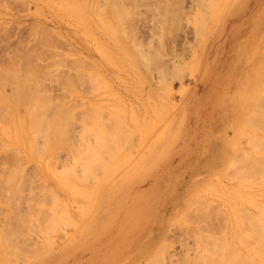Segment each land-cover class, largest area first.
I'll return each mask as SVG.
<instances>
[{
	"label": "rangeland",
	"instance_id": "374dc122",
	"mask_svg": "<svg viewBox=\"0 0 264 264\" xmlns=\"http://www.w3.org/2000/svg\"><path fill=\"white\" fill-rule=\"evenodd\" d=\"M207 1L208 5H210L212 2L218 0H210L212 1L211 3L209 0ZM226 1L228 0H220L221 3L215 6L212 22H208L209 33L206 36H203L202 33L200 38L203 26L202 22L204 23L203 20L205 19L208 21L209 17L203 14V12H206L204 9L208 5H205L206 3L204 4L203 1V5L200 6L199 0L198 4L197 0H79L78 3L85 12L84 17L80 13L77 14L71 8L73 0H0V223L2 224V226L0 224V228L7 227L10 222L6 216L8 212L17 210L19 213H22L25 210H29L28 208L31 206V209H36L42 212L44 216H47L51 212H55L57 207H59L56 212L62 215L63 221L60 219L63 222L62 228L61 221L59 220V228H55L56 234H46L41 231L44 220L40 219L34 224L29 225L32 231L39 229L41 232H39V235L34 231L35 233H33L30 241L33 239L32 242L34 244L35 240L41 242L50 237L52 241L53 238L59 240V242L56 240V242H52V247L55 250H59L64 246L66 233H72L74 228L73 223L70 222L67 225L64 223V219L67 216L70 220L76 219V216H78L77 220H79V217L83 219L90 213V210L95 206L96 197H98L96 185L100 180L99 178L104 175L103 169L99 171L100 168L99 170L93 169L94 173L92 171L90 173L89 171V175L87 176H90L91 179L84 175L85 168L83 169L82 166L84 163L86 165V161H91L90 157L92 154L89 153V157L86 147H82L88 154H84L86 157H83L84 155L82 154L85 151L79 147L77 148L79 145H76V143L81 144L80 139L78 140L80 133L82 140H87L86 136L89 138L90 133L86 132L89 120H93L97 125L95 127L94 123L92 125L95 129H92L94 130L95 139H97L96 132L98 130H101L102 134L105 132L102 118L104 117L105 121H109V124H106L110 127L109 129L107 126L109 131L112 130V135L114 134L113 139L118 140L119 142L115 141L122 148L126 145L123 149L120 147L119 150L112 154H118V160L120 158L128 160L130 156L140 158L139 151H143V144L152 135L156 139L159 138L161 144L164 145V141L169 138L170 130L172 131L171 128L174 127L171 125L173 123L172 118L176 117L180 107L187 105L189 101L190 120L186 123V128L192 133L200 132L197 113H200L206 103L219 102V100L226 101L227 98L231 99L232 96H226V90L224 93L223 90L225 87H230L232 81L236 82L244 69L248 68L252 53L259 47L264 48V12L259 13L260 10H264V0H237L236 4L244 7V12L237 16L233 13L231 14L229 11L232 0H230L225 8L224 4ZM192 2L194 3L193 7L191 6ZM189 5L195 8V11H192L194 9L191 7H187ZM195 5L203 7L198 12ZM204 5L206 6L205 8ZM168 9H173L174 11L171 10L173 14L169 15L172 12ZM174 12H177V14ZM166 13L168 14L165 15ZM199 13H201L200 18L202 15L204 16L202 21L198 17ZM119 14L120 16H118ZM184 14H188V18ZM164 15L166 17L169 16L166 19ZM193 15L194 19H200V21L194 23ZM170 17L172 18L170 19ZM174 17L176 21L180 19V22H174ZM168 19H170V22L173 20V23H169ZM162 20L165 22H162ZM166 22L165 27L164 24ZM178 24L182 27H178ZM170 26L172 27L171 34L169 32ZM165 28L168 29L166 30ZM181 31H187L186 35L184 34L186 37L183 35L180 38L179 34H181ZM177 32L178 34H176ZM192 33L196 34L193 35ZM199 40H201L200 44L202 47L191 58L189 55L192 50L191 48L194 45L200 47ZM149 52H152V55L148 57ZM183 60L191 62L188 64V68H185L184 63L186 61L184 62ZM174 63L178 65L174 66L180 68V72H177V68L173 66ZM196 63L199 64L197 68L195 67ZM184 70L187 72H184ZM179 73H184L180 80L176 79L178 75L180 77ZM183 79L184 81L182 82L181 80ZM236 88L234 86L230 89L235 91ZM217 97L219 98L217 99ZM170 102L172 107L169 110L166 108V112H164L165 108H161L160 106L164 103L163 106L166 107ZM92 106L95 107H93L94 110L87 111L89 110L88 107ZM158 106L162 109L164 115L166 114L165 116H162V113L159 111L160 109H157ZM188 111H184V114ZM158 112L161 115L159 114L158 116ZM115 114L116 117L119 115L117 118L118 123L116 119L112 120L113 122L109 120L113 119V115ZM262 118L264 119V114ZM76 126H79V128ZM116 126H119L120 130ZM138 126H140V131L137 130ZM148 126L150 130L148 129L147 131L145 129ZM81 127L82 129H80ZM97 127L99 129H96ZM130 131H137L133 133L143 135L142 139L138 137L140 135L135 136ZM128 132L139 138L140 142L136 144L139 139L137 140L133 136V138L128 139L127 136L130 135ZM144 132L148 135L146 140L141 144L146 135ZM121 134H123L122 137L124 139L120 137ZM248 134L249 136L241 138V145L239 148H235V154L237 152L239 155L241 153L251 154L253 152L251 141L254 138H262V136L258 135L264 134V129L258 127L254 131H249ZM230 135L234 136L233 132ZM122 139L125 141L123 142ZM129 141H133L132 143L136 141L135 146L131 142L132 146H129L131 144L127 145ZM82 142L85 141L83 140ZM120 143L124 146L120 145ZM180 144L182 146L183 141ZM215 149L216 147L213 146L212 151L207 155L208 159L211 155L220 154ZM17 150L21 156L18 155L19 152ZM11 151H17V153L12 154L13 152L11 153ZM80 151H83L81 158L80 154L78 155ZM75 154L81 159L79 163ZM147 154L152 153L150 151L146 152L145 155ZM110 155L107 154L106 157H110ZM99 156V162L107 160L105 159V155ZM152 156L157 157V153H154ZM256 156L258 158L262 157L258 160L259 162L264 161L261 160L264 158V153L262 155L256 154ZM87 158L89 160H86ZM141 159L136 163V166L141 164ZM182 160V154L176 152L171 163L167 164V173L179 176L178 183L173 187L176 188L178 186V194L179 191L183 192L185 195H188V198L197 189V184H192L195 180L191 178L194 176L195 179L204 180L200 185L201 190H204L202 198L212 199V202L205 200L201 201V204L199 201V205H195L202 212L197 210L195 206V210L193 211H196V213H189L192 216L193 214L197 216L200 213V218L202 219H199L198 216L195 218H198L197 220L199 221H207V224L205 225V222L201 221L199 223L193 217L188 216L189 210L186 213V210H183L177 216L178 220L175 224L171 225L168 231H166L170 237L159 245L157 253L155 252L156 256L154 257L156 259L154 261L157 262V259H159L162 264H169L166 262L164 256H158V254L160 255L163 252V255H165V252H167L170 256L175 251V253L178 252L179 255H182L175 256L176 260L179 257L176 264H181L182 257L183 261H185V255L188 256V254L193 258L199 246L206 249L205 245L207 243L202 244V241H204L201 240L202 238H205L206 242L211 243L214 240L212 237H215L216 241L214 240L215 242L213 241L211 244H208L212 247L216 243L213 250H211L212 263L209 262L208 264H220V257L224 252L223 235L227 227V230L230 233L232 232L231 243L227 248L229 264H253L251 262L253 259L260 262L262 255L264 258V254H262L264 253V165L260 168L255 162L252 163L256 165L255 168L251 165V170H246V163L240 164L239 167V162L238 166L232 170V176L228 177V172L225 174V182L223 183L229 184L220 185L219 182L221 181L217 179L218 185L215 184L214 186L210 183L212 182L210 180L215 179L216 175L211 176L209 171L195 167V164L197 165L199 162L182 164ZM67 161H69V166L66 163ZM99 162L96 164L99 165ZM77 165H81V168L77 169L79 168ZM87 165V167H90L91 162L87 163ZM100 165L102 164L100 163ZM180 165L183 169H181ZM242 165L246 168L241 167ZM66 166L70 168L76 167L75 169L79 171H76L78 174L76 175L77 178L79 179L80 175H82L83 180L85 179V181L88 180L87 183L89 181L92 183V188L90 182L88 183L90 188L82 181L76 183L77 187L74 186V182V184L70 183V177L68 178V176H71L70 172H68L70 168ZM127 166L131 167L128 164ZM19 168H22L21 173L20 171L18 172ZM11 169H14V171H11ZM97 171L100 174L98 173V178H96V181L93 180V182L91 180L96 176L95 173ZM13 173L17 174L14 175ZM132 173L133 171H126L121 175L125 176ZM160 173L164 174L165 168L163 171L160 170ZM64 174H67L65 176L68 178V182H66ZM9 179H13L20 186L17 187V183L13 180L15 184H8L7 180L9 182ZM154 180L155 178L147 182H137L134 187L127 190L131 182L128 184V180L125 178L119 181L118 188L126 187L124 192L129 191L125 198H128L130 193H133L139 199L141 196L139 197L138 194H143L148 187L153 185ZM14 185L18 189L15 188L16 191L14 190L16 196L13 194ZM229 189L232 190L226 195L225 191ZM240 189L248 197L246 195H243V197H239L238 195L237 197ZM71 190H74V193ZM79 192L81 193L79 194ZM82 192L87 194L86 197ZM88 193H91L89 195H93V197H89ZM57 197L59 199L55 200ZM249 197L252 198L250 199ZM58 200L59 203L57 204ZM83 200L86 202L85 207L89 209V212H86L88 209L81 208V205L84 204L82 203ZM147 201H145L146 205L150 203L149 200ZM9 202L10 204H8ZM122 202L125 201L122 200ZM125 203L127 204V202ZM54 204H57V206ZM90 204L91 206H88ZM10 205L16 208L14 209L11 206V209H14L11 210ZM203 206L204 209L206 208L205 211L207 210V213H205ZM243 207H245V210ZM47 209L49 210L47 211ZM83 209H85V212ZM79 210L80 213H78ZM161 210L166 215L159 216L156 219H164L168 217L167 214H173V196L168 199V205L166 207L163 206ZM76 212L78 214L75 215ZM202 213L206 216L202 215ZM207 214L209 217L212 215L213 218L210 217L212 221L216 220L213 222L214 225L212 223L210 225L211 220L207 217ZM225 215L228 218L227 220ZM182 216L184 221L183 226L180 225L179 219H182ZM187 218H190L189 220L193 223ZM208 218L209 220H207ZM197 222L198 224L194 225ZM20 225L23 226V224ZM65 225L70 228L66 226L67 230ZM199 225L202 228L199 229ZM204 226L206 227V233H204ZM26 227L28 226L26 225ZM190 227L196 230H194L195 233L197 232L195 235L193 234V230L188 231L189 233L187 232ZM58 229L62 231L60 234L65 235L62 236L59 233L58 235ZM184 232L186 236H183L182 233ZM216 232H218V236H215ZM153 235L156 238L160 236L159 229L155 228V226H152L150 230L141 232L140 239L142 240L140 241H143L145 244H153ZM203 235L206 237H203ZM40 237L44 239L41 240ZM23 240H26L24 235L20 242ZM172 245L174 249L171 248ZM46 248H49V244H46ZM136 249L137 247L122 249L120 261L114 264H125V255H129L131 252L134 253V251V255L138 254L139 249ZM179 251L184 252L185 255L180 254ZM238 251L243 252L242 257H239ZM147 259L143 260L144 264H146ZM187 264L189 263L187 262Z\"/></svg>",
	"mask_w": 264,
	"mask_h": 264
},
{
	"label": "bare ground",
	"instance_id": "6f19581e",
	"mask_svg": "<svg viewBox=\"0 0 264 264\" xmlns=\"http://www.w3.org/2000/svg\"><path fill=\"white\" fill-rule=\"evenodd\" d=\"M79 1V0H78ZM78 1L77 0H73V5H72V9H74V11L75 12H77V14L78 13H80L83 17H84V15H85V12H84V10L80 7V5H79V3H78ZM193 1V0H192ZM204 1V4L205 5H208L209 3H207L208 1L206 0H203ZM203 1L201 0H199V2H200V6L201 5H203ZM210 1V0H209ZM213 1V0H212ZM212 1H210V3L212 2ZM236 1L237 0H232V2H231V7H230V13L232 14H234V15H239L240 13H243L244 12V7L242 6V5H237L236 4ZM214 2H216V3H214ZM214 2H212L210 5H208L207 7L204 5V10L206 11L205 13L203 12V14H205L206 16H208L209 17V20L207 21L206 19L205 20H203L204 21V23L202 22V24H203V26H202V32H201V34H200V38H201V36H202V33H203V36H206L208 33H209V28H208V25H209V23L208 22H212V18H213V14H214V11H213V9L215 8V6L216 5H218V4H220L221 2H220V0H218V1H214ZM230 2V0H228V1H226L225 2V4H224V7L226 8V5L228 4ZM193 3V2H192ZM195 3H196V1H195ZM65 4V3H64ZM70 4V3H69ZM197 4H198V0H197ZM66 5V4H65ZM194 6V3L193 4H191V6ZM190 5L189 6H187V7H191ZM192 6V7H193ZM197 8V11L199 10V9H201L202 7H200L199 5V7L197 6V5H195ZM66 7H67V5H66ZM191 7V8H192ZM68 8H69V6H68ZM67 8V9H68ZM70 8V10H72ZM168 8V7H167ZM184 8V7H183ZM182 8V9H183ZM186 9V8H185ZM188 9H190V8H188ZM192 9H194V10H192V11H195V8H192ZM202 9V10H203ZM167 10V9H166ZM165 10V12H167ZM169 11H174L173 9H168ZM171 11V12H172ZM180 11H181V9H180ZM179 11V12H180ZM182 11H184V10H182ZM189 11V10H188ZM196 11V12H197ZM200 11V10H199ZM198 11V12H199ZM178 12V11H177ZM177 12H174L175 14H177ZM191 12V11H190ZM195 12V13H196ZM264 12V10H260V12L259 13H263ZM184 13H185V11H184ZM195 13H194V15H195ZM202 13V12H201ZM201 13H199V15H198V17L200 16V14ZM168 13H166L165 15H167ZM170 14H173V12L172 13H169V15ZM189 14V13H188ZM188 14H184V15H186L185 17H187V15ZM116 15V14H115ZM164 15V16H165ZM168 15V16H169ZM194 15H193V19L195 18L194 17ZM117 16V15H116ZM118 16H120V14L118 15ZM168 16L166 17V19L168 18ZM173 16V15H172ZM179 16V15H178ZM182 16V15H181ZM181 16H180V18H181ZM165 17H163V18H165ZM182 17H184V16H182ZM184 17V18H185ZM114 18H115V16H114ZM172 17H170V19H171ZM175 18V17H174ZM173 18V19H174ZM176 18H177V15H176ZM176 18H175V20H174V22L176 21ZM188 18V17H187ZM200 18V17H199ZM202 18H204V16L202 15L201 16V21H202ZM207 18V17H206ZM117 19L119 20V18L117 17ZM121 19V18H120ZM170 19H168L167 21H169V23H173V20L170 22ZM200 19H198V20H196V19H194L195 21H194V23L196 22V21H200ZM180 20V19H179ZM178 20V21H179ZM188 20V19H187ZM164 20H162V22H163ZM178 21H176V23L178 22ZM206 21H207V23H206ZM165 22V21H164ZM180 22V21H179ZM186 22V21H185ZM189 22V21H188ZM187 22V23H188ZM168 23V24H169ZM175 23V24H176ZM164 24V23H163ZM167 24V22L164 24V26ZM171 24H169V25H171ZM174 24V25H175ZM182 24V23H181ZM198 24V23H197ZM186 25V24H185ZM199 25V24H198ZM164 26H163V29H164ZM172 26V25H171ZM170 26V27H171ZM182 27L181 25H179L178 24V27ZM194 26V25H193ZM119 27V26H118ZM166 27V26H165ZM175 28H177V27H175ZM166 29V28H165ZM168 29V28H167ZM166 29V30H167ZM181 29H184V28H181ZM186 29V28H185ZM172 30V27H171V29H169V32ZM176 31H178L177 29H176ZM175 31V32H176ZM193 31V30H192ZM163 32H165L164 30H163ZM169 32H168V34H169ZM184 32V33H183ZM181 31V34H179L180 35V38H182V36L187 32H185V31ZM194 32V31H193ZM172 32H170V34H171ZM179 33H180V28H179ZM183 33V34H182ZM188 33H189V31H188ZM176 34H178V32L176 33ZM193 35L194 34H196V33H192ZM197 34H198V32H197ZM166 35V34H165ZM186 35V34H185ZM184 35V37H186ZM163 36H164V34H163ZM168 36V35H167ZM173 36V35H172ZM175 36V35H174ZM166 37V36H165ZM177 38V37H176ZM200 42H201V40H199V46L200 47H198V46H196V45H194L191 49V53L189 54L190 55V57L192 58V56H194V54L202 47V45L200 44ZM197 43V42H196ZM196 43H194V44H196ZM191 46V45H190ZM120 47V46H119ZM152 53V52H151ZM150 52H149V54H148V57H149V55H152ZM156 53V52H155ZM189 53V52H188ZM137 56V55H136ZM155 56V55H154ZM138 57V56H137ZM153 57V56H152ZM197 57V56H196ZM195 57V58H196ZM183 58H184V56H183ZM251 62H250V65H249V63H248V68H246V69H244V71L241 73V75H240V78L235 82V81H232V85L230 86V87H225V89L223 90V93H224V91H225V95L227 96V95H230V96H232V98L230 99V98H227L226 100H230L229 102H228V106H230V109H229V111L231 112V113H228V115H226L224 118H223V120H222V124H223V128L224 127H226L227 128V130L228 131H232L233 132V134H234V136H231L230 134L229 135H227V137H225V136H220V137H214V139H213V144L214 145H210L211 147H204L203 148V151L204 152H207V153H199L198 155L199 156H201L202 158H205V156H207L208 155V153H210V151H212V149H213V146H215L216 147V151H218L220 154H217L216 155V157H214L213 159L214 160H216V164L214 165V167H212V166H210V164H211V160H212V157L214 156V155H211V157L208 159V161L207 162H209V168H210V171H209V169H208V171H209V173L210 174H213V175H216L217 177L215 178V179H211L210 181H212V182H210L211 184H213L214 186H215V184H217L218 182L216 181L217 179L218 180H220L221 182H219L220 183V185H224V184H229V183H223V182H225L224 181V177H225V174H226V172H228V177L229 176H232V174H231V172H233L232 170H234V168L235 167H237L238 165V163H239V167H240V164H243V163H246V167L248 168H246V167H243L244 165H242L241 167H243V168H246V170H251V165L255 168V166L256 165H259L260 166V168H261V166H263L264 165V161H258V160H260V158H262V157H257L256 156V154L257 155H262L263 153H264V134H260V135H258V136H262V138H259V139H253L251 142H252V144H253V148H252V151L253 152H251V154L250 153H241L240 155L238 154V152L235 154V148L237 149V148H239L240 147V145H241V138L243 137V136H249V131H254L255 129H258V127H260V128H262V129H264V119L262 118V115L264 114V48H262V47H259L258 49H256V51L255 52H253L252 53V55H251ZM132 61V60H131ZM135 61V60H134ZM184 62L186 61V60H183ZM192 61V60H191ZM187 62V61H186ZM186 62L184 63L185 64V68H188V64H190L191 62L190 61H188L187 62V64H186ZM122 63V62H121ZM133 64H134V62H132ZM170 63V62H169ZM131 64V63H130ZM174 65H176L175 63L173 64V66ZM132 66V65H131ZM176 66H178V65H176ZM191 66H192V64H191ZM199 66V64H197L196 63V65H195V67L197 68ZM175 67V66H174ZM184 67H182V68H184ZM170 68V67H169ZM175 68H177L176 70H177V72L179 71L180 72V68H178V67H175ZM133 69H135V68H133ZM171 69V68H170ZM179 69V70H178ZM186 70V69H185ZM184 70V72H187V71H185ZM172 71H173V68H172ZM173 74H175V73H173ZM180 74V77H179V75H178V77L176 78V79H181V77L184 75V73L183 74H181V73H179ZM187 74V73H186ZM182 82L184 81V79L183 80H181ZM235 82V83H234ZM237 87L236 88V90L234 91V90H231L230 88H232V87ZM225 97V96H224ZM153 98V97H152ZM219 97H217V99H218ZM153 100V99H152ZM189 103H190V101L189 102H187V105H184V111H187V107H188V105H189ZM170 104V105H169ZM168 104V106H163L164 105V103H163V105L162 106H160L161 108H165L164 110V112H166V108H167V110H169L172 106H171V102ZM94 106H92V107H88V109L89 110H87V111H90V110H94V108H93ZM161 108H159V106H158V108L157 109H160L159 111L162 113V116L164 115V112L162 111V109ZM157 111V110H156ZM116 113V112H115ZM118 114V113H117ZM120 114V113H119ZM157 114V113H156ZM155 114V115H156ZM159 112H158V116H159ZM156 115V116H157ZM161 115V114H160ZM166 115V114H165ZM164 115V116H165ZM118 116L119 115H117V117H116V114L115 115H113V119H109V120H113L114 121V119H116L117 120V123L119 122L118 121ZM161 117V116H160ZM163 119V118H162ZM115 120V121H116ZM102 121H103V128H105V132H104V134H102V132H101V130H98V132H96V136H97V139H95L96 137L94 136L95 134L93 133V131L95 130L93 127H92V125H94L95 123H94V121L93 120H89L88 122H87V128H86V132H88V133H90L89 134V138L86 136V139L87 140H85V139H83L85 142H82L83 140L80 138V135H81V133H80V135H79V138H78V140L80 139V143L81 144H79V143H76V145L78 144L79 146H77V148L79 147V148H81V149H83L84 150V148L86 147V150L88 151V154L90 153V154H92V156L90 157V154H89V157H90V160L91 161H89V162H91V165H90V167H87L88 165H87V163H89L88 161H86L87 163H86V165H85V163L83 164V169H84V175H89V171H90V173H91V171L93 172V169H98L99 170V168H100V170L99 171H101L102 169H103V171L102 172H104L107 168H108V166L113 162V161H118V154H115V155H112L114 152H116L117 150H119L120 149V147L121 146H119V144L116 142V141H118V140H116V139H113V135H112V130H110L109 131V129H110V127L108 126V124H109V121H105V118L103 117L102 118ZM112 121V122H113ZM94 123V124H93ZM106 123H108V124H106ZM208 123H211V121H210V117H207V115H205L204 116V118H203V122H202V124H201V126L202 127H204V126H206ZM114 124V123H113ZM155 124V123H154ZM185 124H186V122H185ZM78 125V124H77ZM80 125V124H79ZM110 125H111V123H110ZM116 125V124H115ZM83 126V125H82ZM86 126V125H85ZM95 126H97L96 124L94 125V127ZM106 126V127H105ZM107 126L109 127V129L107 128ZM76 127H78L79 128V126H76ZM76 127H75V129H76ZM99 127V126H98ZM96 128V129H99V128ZM119 130H120V128H119V126H116ZM139 127L140 126H138V128H137V130H139L140 131V129H139ZM80 129H82V127L80 128ZM92 129H94V130H92ZM117 129V130H118ZM148 129H149V126L145 129V130H147L148 131ZM150 130V129H149ZM79 131H81V130H79ZM85 131V130H84ZM203 131H205V129L203 130ZM258 131V130H257ZM115 132H116V130H115ZM131 132V131H130ZM130 132H128L129 134H130ZM133 132H137V131H133ZM133 132H131V134H134ZM238 132H240V134L238 135V134H236V133H238ZM111 133V134H110ZM121 133V132H120ZM119 133V134H120ZM146 135H145V138L142 140V142H141V144L146 140V138H147V133L146 132H144ZM258 133V132H257ZM83 134H84V132H83ZM82 134V135H83ZM118 134V133H117ZM124 134V133H123ZM123 134H121L120 135V137H122L123 136ZM130 134V135H131ZM128 135V134H127ZM129 135V136H130ZM135 136H137V135H140L139 133L138 134H134ZM134 135H131L130 137L129 136H127L128 137V139H130V138H133V137H135ZM133 136V137H132ZM119 137V136H118ZM138 137H140L141 139H142V137H143V135H140V136H138ZM83 138V137H82ZM123 139H124V137H122ZM135 138H137V137H135ZM204 138V136H203V134H202V130H200V132H198L197 133V136H195V138L194 139H192L188 144H186V146H185V148H186V151H190V150H193L194 149V145H199V144H201L202 142L204 143V144H206V140L205 139H203ZM118 139V138H117ZM120 139V138H119ZM122 139V140H123ZM139 138H137V140H138ZM77 140V141H78ZM116 140V141H115ZM121 140V139H120ZM125 140H126V137H125ZM125 140H123V142L125 141ZM132 140H135V139H132ZM76 141V142H77ZM119 142V141H118ZM131 141H129L128 143H127V145H129V144H131L130 143ZM136 142V141H135ZM135 142L134 143H132V144H134V146H135ZM140 142V139H139V141L138 142H136V144H138ZM220 143V144H219ZM125 144H126V142H125ZM132 144L131 145H129V146H132ZM120 145H122L121 143H120ZM207 145V144H206ZM218 145V146H217ZM122 146H124V145H122ZM126 146V145H125ZM124 146V147H125ZM128 146V147H129ZM74 147H75V144H74ZM82 147H84V148H82ZM123 147V148H124ZM76 148V147H75ZM122 148V147H121ZM122 148V149H123ZM133 148H135V147H133ZM18 149V148H17ZM80 149V150H81ZM126 149V148H125ZM128 149V148H127ZM86 150H84L85 151V153H83V151H80V153L78 152V155L80 154V158L82 157L81 156V153H83L82 155H88L87 153H86ZM95 150H96V154H95ZM129 150V149H128ZM15 151V150H14ZM14 151H11V153L12 154H16L17 153V151L16 152H14ZM71 151V150H70ZM70 151H68V153H70ZM121 151V150H120ZM19 152V151H18ZM74 152V151H73ZM95 155H94V154ZM256 153V154H255ZM107 154H111L110 155V157H106V155ZM3 155V154H2ZM6 155V154H5ZM18 155H20V152H19V154ZM83 156V157H86V156ZM99 155H105V159H107L105 162H104V164H103V162H99L100 161V156ZM21 156V155H20ZM74 156V155H73ZM75 156L77 157V154H75ZM109 156V155H108ZM254 157H256V158H254ZM22 158V157H21ZM72 158V157H71ZM70 158V159H71ZM75 158V157H74ZM79 157H77V159H78V161H77V159H76V161L79 163L80 162V159ZM92 158V159H91ZM109 158V159H108ZM52 159V158H51ZM83 159H85V158H83ZM102 159H104L103 157H102ZM102 159H101V161H102ZM143 160H145V158L143 157L142 158ZM54 160V159H53ZM86 160H89V158H87ZM119 160H123V159H119ZM255 160V161H254ZM257 160V161H256ZM261 160H264V158L263 159H261ZM50 161V160H49ZM83 161H85V160H83ZM51 162V161H50ZM97 162H99V165H100V163L102 164V165H97L98 163ZM256 162V163H255ZM257 162H259V163H257ZM66 163H68V166H69V161H67ZM96 165H95V164ZM252 163H255L256 165H254V164H252ZM70 165H72L71 163H70ZM93 165V166H92ZM73 166H74V164H73ZM77 166H79V165H77ZM81 166V165H80ZM79 166V168H77V169H80L81 167ZM102 166V167H101ZM67 167V166H66ZM239 167H238V169H239ZM249 167H250V169H249ZM67 168H70V167H67ZM76 167H71L70 168V171H68V172H70V175L71 176H68V178L70 177V183H75V187H77L76 186V183H78V182H80V181H82L83 183H86L85 185H89L88 183L90 182H88L87 183V181H85V179L83 180V178H82V175H80V176H78V177H80L79 179L77 178V176L76 175H78L77 174V172H79V171H77V169H75ZM212 168H215V169H212ZM263 168V167H262ZM18 169V168H17ZM20 169V168H19ZM22 169V168H21ZM21 169L20 170H18V172L20 171V173H21ZM65 170H66V168H64ZM63 169V170H64ZM237 169V170H238ZM14 171V169H11V171ZM46 170V169H45ZM68 170V169H67ZM96 170H94L95 172H96ZM240 170H241V168H240ZM16 171V170H15ZM77 171V172H76ZM99 171H97V173H95L96 174V176L94 177V175H92V177H94V178H92V180L91 181H93V180H95L96 181V178H98V173L100 174V172ZM107 171V170H106ZM105 171V172H106ZM24 172H25V170H24ZM94 173V172H93ZM14 174V173H13ZM17 174V173H16ZM16 174H14V175H16ZM37 174V173H36ZM113 174V170L112 171H110V174L108 175V176H111ZM234 174H235V171H234ZM65 175H67V174H64V176ZM66 177V176H65ZM87 177H89V179H91V177L90 176H87ZM67 177H66V182H68L67 181V179H68ZM87 179V178H86ZM232 179V178H231ZM233 179H235V178H233ZM10 180V179H9ZM13 179H11L9 182H8V180H7V183L8 184H10V185H13V184H15V183H17V182H15L14 180V182L12 181ZM79 180V181H78ZM85 181V182H84ZM206 182H207V180H205ZM6 182V181H5ZM11 182H13L12 184H11ZM94 182V181H93ZM73 183V184H74ZM67 184V183H66ZM82 184V183H81ZM92 183L90 182V186H91V188H92V185H91ZM17 185V187H19L20 185L17 183L16 184ZM16 185H14V187H13V194H15V196H16V192H14V190H15V188L17 189V187H16ZM47 185V184H46ZM71 185V184H70ZM218 185V184H217ZM216 185V186H217ZM9 186V185H8ZM51 186H52V184H51ZM73 186V185H72ZM213 186V187H214ZM89 187V186H88ZM88 187H86V188H88ZM9 188L10 189H12L10 186H9ZM8 188V190L10 191V189ZM80 188V187H79ZM83 188V187H82ZM85 188V189H86ZM90 188V187H89ZM93 188H94V190H95V187L93 186ZM231 188H232V186H231ZM47 189V188H46ZM52 189V188H51ZM65 189V188H64ZM76 189V188H75ZM78 189V188H77ZM84 189V188H83ZM198 189H200L201 190V187H199L198 185H197V189H195V191L193 192V194L194 195H192L191 197V200L190 199H186L185 200V213L187 212V210H189L188 211V213L189 212H193V213H196V211L194 212L193 210H195V206L196 205H199V203H201V201H205V200H207V201H211L212 202V199H207V198H202L203 196H202V193L204 192V190L202 189L201 191L200 190H198ZM18 190V189H17ZM48 190H49V187H48ZM66 190V189H65ZM230 190H232V189H229V190H226L225 192H226V195L227 194H229V191ZM238 190V189H237ZM236 190V191H237ZM12 191V190H11ZM16 191V190H15ZM68 191V190H67ZM72 191V190H71ZM78 191V190H77ZM80 191H84V190H80ZM86 191V190H85ZM73 193H74V190L72 191ZM87 192V191H86ZM89 192V191H88ZM123 193V191H119V192H115L114 190L113 191H111V192H109L107 195H106V198H110L112 195H111V193L112 194H114V199H116L118 196H117V194H120V193ZM235 192V191H234ZM234 192H232L233 194H234ZM238 192V191H237ZM11 193V192H10ZM76 193V192H75ZM81 192H79V194H80ZM232 193H231V195H232ZM50 194V193H49ZM78 194V193H77ZM82 194L83 195H85V197H86V195L87 194H84V192H82ZM89 194H91V193H88V195ZM46 195H48L47 193H46ZM238 195H239V197H243V195H246V194H244L243 193V190L242 189H240L239 190V192L237 193V197H238ZM53 196H55V195H53ZM57 196V195H56ZM80 196V195H79ZM250 196V195H249ZM89 197H93V195H89ZM88 197V198H89ZM246 197H248L247 195H246ZM9 198V197H8ZM73 198V197H72ZM81 198V197H80ZM80 198H78V199H80ZM122 198V196L119 198V200L117 201V203H115L114 205H113V209H117L118 207H121V201H120V199ZM250 198V197H249ZM252 198V197H251ZM250 198V199H251ZM57 199H59L58 197L55 199V200H57ZM70 199V198H69ZM74 199V198H73ZM9 200H10V198H9ZM75 200V199H74ZM91 200H92V198H91ZM91 200H89L90 202H91ZM15 201V200H14ZM41 201V200H40ZM81 201V200H80ZM86 201V200H85ZM200 201V202H199ZM11 202V201H10ZM10 202L8 203V204H10ZM77 202V201H76ZM199 202V203H198ZM13 203V202H12ZM11 203V204H12ZM59 203V200H58V202H57V204ZM70 203V202H69ZM82 203H84V204H82L81 205V208L82 207H84V208H86V209H88L87 207H85V203L86 202H84V200L82 201ZM198 203V204H197ZM57 204H54V205H56L57 206ZM81 204V203H80ZM88 204H89V202H88ZM196 204V205H195ZM202 204V203H201ZM201 204H200V207H201ZM78 205V204H77ZM192 205H193V208H192ZM11 206H13V205H10V209H11ZM53 206V205H52ZM70 206V205H69ZM88 206H91V204L90 205H88ZM31 207V206H30ZM28 208L29 210H25L24 212H22V213H19L17 210H15L14 212L12 211V212H8V214L6 215L7 216V218L10 220V222L8 223V225H7V227L5 226V227H1L0 229V264H29V263H31V261L32 260H34V259H37V258H39L40 257V255L42 254V253H45L46 251H48V250H50L51 248H53L52 246H53V244H52V242L53 241H58L59 242V240H57V239H54L53 238V241H52V238H50V237H48V238H46V239H44V238H42L41 239V237H40V239L41 240H43V241H38L37 242V240H35V242H34V244H33V239L30 241V238H32L33 237V233H35L34 231H36L38 234H39V232H40V230L39 229H35V230H31L30 228H29V225H32V224H34L35 222H37V221H39L40 219H42V221L44 220V222H43V224H42V229H41V231H43L44 233H46V234H52V233H55L56 231H55V228L56 227H58L59 228V226L58 225H60L61 224V228H62V221H63V219H62V215H59V213L58 212H56L57 211V209L59 208V207H57V209L55 210V212H51V214H48L47 216H44L43 215V213L42 212H39V211H37L36 209H31V208ZM38 207V206H37ZM13 208L15 209L16 207L15 206H13ZM11 209V210H14V209ZM53 208V207H52ZM54 208H56L55 206H54ZM76 208H77V206H76ZM90 208V207H89ZM209 208V207H208ZM219 208V207H218ZM238 208H239V206H238ZM244 208V210H245V207H243ZM196 209H197V206H196ZM201 209H202V207H201ZM203 209H204V206H203ZM206 209V208H205ZM205 209H204V211H205ZM240 209H242V208H240ZM6 210V209H5ZM10 210V211H11ZM42 210H44L43 208H42ZM46 210V209H45ZM49 209H47V211H48ZM69 210V209H68ZM73 210V209H72ZM71 210V211H72ZM81 210V209H80ZM80 210H79V212L78 213H80ZM84 210V212H85V209H83ZM98 210V209H97ZM197 210H200V208L198 207V209ZM220 210V209H219ZM247 210V209H246ZM71 211H69V213H71ZM76 211V210H75ZM201 211V210H200ZM6 212V211H5ZM82 212V211H81ZM86 212H89V209L88 210H86ZM199 212V211H198ZM202 212V211H201ZM210 212V211H209ZM208 212V213H209ZM227 212V211H226ZM242 212V211H241ZM77 212L75 213V215L76 214H78ZM191 213H189L188 214V216L190 217H193L194 219H196L195 217H199V219H202V218H200V213L197 215V216H194V214H193V216L192 215H190ZM205 213H207V210L205 211ZM221 213H223V212H221ZM251 214H254V213H252V212H250ZM6 214V213H5ZM72 214L74 215V213L72 212ZM204 213H202V215H203ZM217 214V213H216ZM223 214H225V213H223ZM4 215V214H3ZM67 215V214H66ZM205 215V214H204ZM213 215H214V213H213ZM5 216V215H4ZM71 218H72V216L71 215H69ZM82 216V215H81ZM184 216V215H183ZM183 216H182V219L181 218H179L180 219V222H181V226H183V223H184V221H183ZM187 216V217H188ZM206 216V215H205ZM215 216V215H214ZM3 217V216H2ZM73 217H75V216H73ZM83 217V216H82ZM207 217H209V215L207 214ZM210 217L211 218H213L212 217V215H210ZM209 217V218H210ZM258 217V216H257ZM85 218V217H84ZM83 218V219H84ZM209 218L207 219V220H209ZM211 218H210V220H211ZM225 218H226V215H225ZM60 219H62V221L60 220ZM78 219V216H76V219H71L70 220V218L67 216V218L66 219H64V223L65 224H69L70 222L71 223H73V225H74V228L73 229H75L76 227H78L80 224H81V222H82V220L83 219H80V217H79V220H77ZM188 219V218H187ZM190 219V218H189ZM188 219V220H189ZM198 219V218H197ZM196 219V220H197ZM215 219V218H214ZM228 218H226V220H227ZM61 221V223L59 224L58 223V221ZM187 220V221H188ZM193 220V219H192ZM2 221V220H1ZM11 221H13V222H11ZM95 221V223H99V224H103L100 220H94ZM189 221H191V220H189ZM195 221V220H194ZM197 221H199V220H197ZM201 221V220H200ZM200 221H199V223H200ZM216 220H214V221H210V225H211V223H212V225H214L213 224V222H215ZM4 222V221H3ZM16 222V224L14 225V223ZM201 222H203V221H201ZM205 222V221H204ZM203 222V223H204ZM207 222V221H206ZM204 223L205 225L207 224V223ZM190 223V222H189ZM191 223H193L192 221H191ZM203 223H201V224H203ZM208 223H209V221H208ZM1 224V223H0ZM20 224H23V226H21ZM67 224V225H68ZM198 224V222L195 224L194 223V225H197ZM200 224V225H201ZM203 224V225H204ZM216 224V223H215ZM227 224H228V222H227ZM28 226V227H26L25 228V226ZM67 225H65V227L67 226ZM71 225V224H70ZM180 225H178V226H180ZM199 225V226H200ZM202 225V226H203ZM1 226H2V224H1ZM72 226V225H71ZM192 226V225H191ZM198 226V227H199ZM227 226V225H226ZM68 228H70L69 226H67ZM67 227H66V229H67ZM193 227V226H192ZM213 227V226H212ZM216 227V226H215ZM215 227H214V229H215ZM25 228V229H24ZM60 228V229H61ZM63 228H64V225H63ZM181 228V227H180ZM179 228V229H180ZM187 228V227H186ZM200 228H202L201 226L199 227V229ZM204 233H206L205 231H206V227L204 226ZM60 229H58V232H57V234L59 233H61L62 231V229L60 230ZM66 229H64V230H66ZM189 229H191V227L189 228ZM187 230V232L188 231H194L195 229H191V230ZM198 229V230H199ZM216 229L218 230V228L216 227ZM59 230H60V232H59ZM68 230V229H67ZM71 230V229H70ZM178 230V229H177ZM183 230V229H182ZM210 230V229H209ZM216 230V231H217ZM261 230V229H260ZM73 231V230H72ZM196 231V230H195ZM195 231H194V235L197 233H195ZM201 231V230H200ZM202 231H203V229H202ZM201 231V232H202ZM214 231V230H213ZM262 231V230H261ZM261 231H260V233H261ZM69 232V231H68ZM209 232V231H208ZM207 232V233H208ZM215 232V231H214ZM41 233V232H40ZM64 233H66V232H64ZM181 233V232H180ZM180 233H179V236H180ZM189 233V232H188ZM199 233V232H198ZM203 233V234H204ZM210 233V232H209ZM217 234L215 235V236H218V232H216ZM232 233V232H231ZM230 233V231L229 230H227V227H226V230L224 231V238H223V240H224V252L221 254V257H220V264H229L230 262H229V257L227 256V248H228V246L230 245V243H231V238H232V234ZM56 234V233H55ZM58 234V235H59ZM70 234V233H69ZM69 234H67L66 233V235L65 234H60V235H65V237L66 236H68ZM183 234V236H186V235H184V234H186L185 232L184 233H182ZM190 234H191V232H190ZM189 234V235H190ZM25 236V239L26 240H23L22 242H20L21 241V239H22V236ZM40 235V234H39ZM42 235V234H41ZM207 236H208V234H206ZM214 235H212V236H214ZM35 236V235H34ZM47 236V235H46ZM51 236V235H50ZM191 236V235H190ZM201 236H202V234H201ZM205 235H203V237H204ZM43 237V236H42ZM56 237H57V235H56ZM59 237V236H58ZM64 237V238H65ZM168 237H170V236H168ZM192 237V236H191ZM206 237V236H205ZM189 238V237H188ZM197 238H198V234H197ZM200 239H201V237H199ZM208 238V237H207ZM209 238H211V236H209ZM212 238H214V240L216 239L215 237H212ZM211 238V239H212ZM27 239H29V240H27ZM35 239V238H34ZM63 239V238H62ZM181 239V238H180ZM189 240V239H188ZM201 240H204L205 241V238L203 239H201ZM213 240V241H214ZM55 241V242H56ZM174 241V240H173ZM176 241V240H175ZM178 241V240H177ZM199 241V240H198ZM204 241H202L201 243L202 244H204V243H207V245H205V247H206V249H203V247L201 246H199V249H197L196 250V255L193 257V258H191L189 255L190 254H188V256L187 255H185L184 254V252H181V251H179L180 252V254L182 253V254H184L185 255V261H186V258H187V262L189 263V264H208L209 262H211L212 263V258H211V250H213V248H214V246L216 245V243L212 246V247H210L208 244H211V243H208V242H204ZM208 241V240H207ZM210 241V240H209ZM216 241V240H215ZM214 241V242H215ZM28 242V243H27ZM181 242V241H180ZM200 242V241H199ZM172 243V242H171ZM188 243V242H187ZM187 243H186V245H187ZM196 243V242H195ZM235 243V242H234ZM46 244H49V248L47 249L46 248ZM170 244V243H169ZM183 244H184V242H183ZM189 244V243H188ZM164 245H166V244H164ZM163 245V246H164ZM171 245V244H170ZM196 245V244H195ZM198 245V244H197ZM236 245V244H235ZM238 245V244H237ZM168 246V245H167ZM239 246V245H238ZM171 247V246H170ZM174 246L172 245V247L171 248H173ZM198 247V246H197ZM236 247V246H235ZM165 248H167V247H165ZM238 248V247H237ZM168 249L169 250H171L169 247H168ZM174 249V248H173ZM175 249H176V247H175ZM177 250V249H176ZM240 250V249H239ZM163 251V250H162ZM162 251H160V252H162ZM171 252H173L172 250H171ZM262 254H264V253H262ZM179 255V253L178 252H176L175 253V251H174V254H172V255H170L169 256V254L167 253V252H165V255H163V252L162 253H160V255L158 254V256H164V258H165V260H166V262L167 263H169V264H176L177 263V260H179L178 258H177V260L175 259V256H178ZM183 255V256H184ZM238 255H239V257H242L243 256V252H239L238 251ZM156 256V255H155ZM179 256H182V255H179ZM156 258L155 257H152L151 259H149L148 261H147V263L146 264H162L161 263V261H159V259H157V262H155L154 260H155ZM162 260H164V259H162ZM264 258H263V255H262V260L260 261V262H258V260H255V259H253V260H251V262L253 263V264H264ZM21 261V262H20ZM159 261V262H158ZM181 261V260H180ZM185 261H183V257H182V263L184 264L185 263ZM155 262V263H154ZM187 262L185 263V264H187ZM181 263V262H180ZM181 263V264H182ZM164 264V263H163Z\"/></svg>",
	"mask_w": 264,
	"mask_h": 264
},
{
	"label": "crops",
	"instance_id": "0c3cea01",
	"mask_svg": "<svg viewBox=\"0 0 264 264\" xmlns=\"http://www.w3.org/2000/svg\"><path fill=\"white\" fill-rule=\"evenodd\" d=\"M229 101L219 100V102L206 103L200 113H197L199 130H202L203 139L206 140L207 145L202 142L199 145H194L193 150L186 151V144L194 139L198 132L192 133L186 128L187 124L185 122L187 123L190 120V107H187V111L188 109L189 111L184 114L183 105L178 110L176 117L172 118L173 123L171 125L174 127L171 126L172 131L170 130L169 138L164 141V145L161 144L159 138L156 139L153 135L145 141L143 151H139L140 158L144 157L145 160L141 159L139 166H136L140 159L137 156H130L128 160L113 161L106 169L107 171H104V175L99 178L100 180L96 185L98 197H96L94 208L85 216L81 224L64 238V246L59 250H55L54 247L51 248L29 264H114L120 261L122 249L130 247H137L139 253L134 255V251V253L131 252L129 255H125V264H144L143 260L148 258V261L154 257L159 245L168 238L166 231L171 225L175 224L178 220L177 216L185 210V200H191V196L194 195L192 192L188 198V195L183 192L179 191L178 194V186L176 188L173 186L178 183L179 176L167 173V164L171 163L175 153L178 152V154H182V164L199 162V164H195V167L204 171L209 169L210 171L209 162H207L208 157L202 158L198 154L207 153L203 151V148L214 145V137H227L232 132L228 131L226 127L223 128L222 124L223 118L228 113H231L229 111L230 106H228ZM205 115L210 117L211 123L202 127L201 124ZM204 129L205 131H203ZM236 134L239 135L240 132ZM182 141L183 144L181 146L180 143ZM150 151L152 154L145 155L146 152ZM154 153H157V157L152 156ZM214 157L216 155L210 161V166L212 167L216 164ZM127 164L133 165L128 167ZM164 168L165 173L161 174L160 170L163 171ZM181 169L183 168L181 167ZM112 170L113 174L108 176ZM126 171H133V173L125 176L121 175ZM125 178H127L128 184L131 182L127 190L134 187L137 182H147L154 178L155 182L144 192L142 191L143 194H138L139 197L141 196L139 199L133 193H130L128 198H125L129 191L124 192L126 187L118 188L119 181ZM191 179L195 180L192 184H197L199 187L204 181L195 179L194 176ZM113 190L115 192L123 191V193L117 194L118 197L116 199L113 198L114 194L112 193L109 199L106 198V195ZM121 196V207L113 209V205L117 203ZM172 196L173 214H167L168 217L164 219H156L159 216L166 215L161 208L168 205V199ZM146 199L150 202L148 205L145 203ZM122 200L127 202V204L122 202ZM94 220H100L103 224L95 223ZM152 226L159 229L160 236L157 237L159 239L153 235V244H145L140 241L142 240L140 239L141 232L150 230Z\"/></svg>",
	"mask_w": 264,
	"mask_h": 264
}]
</instances>
